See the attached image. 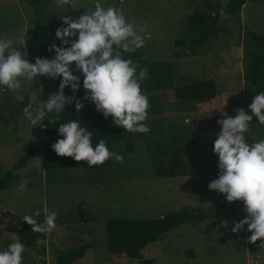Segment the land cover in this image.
Returning <instances> with one entry per match:
<instances>
[{
  "label": "rangeland",
  "instance_id": "374dc122",
  "mask_svg": "<svg viewBox=\"0 0 264 264\" xmlns=\"http://www.w3.org/2000/svg\"><path fill=\"white\" fill-rule=\"evenodd\" d=\"M95 2L71 0L70 5L58 7L56 0H0V38L26 40L37 16L63 23L64 16L76 19L86 10H94ZM100 3L121 9L137 29H147L138 34L145 39L148 57L171 63L176 87L214 80L215 94L195 111L181 112L175 108L170 91L156 93L161 110L155 116L150 109L145 123L157 132H136L133 153L115 146L113 152L123 156V163L112 159V168L96 176V180L69 171L47 183L42 168V121L34 126L23 113L32 90L39 89L41 97L39 78L22 82L18 92L0 85V177L13 170L29 149L37 152L24 169L15 172L18 177L12 186L0 191V251L19 239V230L27 224L23 220L25 215L39 210L40 215L34 218L43 223L47 210L57 213V228L45 240L39 239L36 248L22 254V264H58L60 251L77 249L82 244L92 247L73 264H141L124 254L115 257L109 251L107 222L112 218L158 219L189 209L210 218L165 233L143 250L145 260L153 264H264V249L259 247L264 241L248 243L252 233L247 225L239 233L231 230L234 223L247 216L244 203H229L224 194L208 187L220 171L219 157L214 153L216 134L221 131L218 121L226 114L234 117L238 108L252 114L249 105L256 94L245 87V48L249 33L264 35V2L247 3L239 20L222 17L217 26L218 37L193 49L187 42L182 46L177 42L184 41L189 16L208 12L207 0ZM14 46L27 54L25 44ZM192 51L197 55H192ZM26 58L32 63L28 55ZM19 95L25 99H17ZM167 121L188 125L191 136L196 137L188 138L185 145L189 158L187 177L157 178L152 168L146 139L158 133L161 122ZM263 126L253 117L251 131L246 134L249 144L264 140ZM57 177L62 180H56ZM22 180L28 183L21 193L18 188ZM81 205L86 208L85 220ZM225 220L227 226L223 224Z\"/></svg>",
  "mask_w": 264,
  "mask_h": 264
},
{
  "label": "clouds",
  "instance_id": "9594fccd",
  "mask_svg": "<svg viewBox=\"0 0 264 264\" xmlns=\"http://www.w3.org/2000/svg\"><path fill=\"white\" fill-rule=\"evenodd\" d=\"M70 3L71 0H56L58 7ZM221 14H224L223 8ZM63 23L66 26L55 33L63 46L55 43L50 46L49 51L56 53L52 59L37 57L35 63H31L27 54L14 46V43L25 44L26 40L14 42L10 38H0V85L18 92L22 82H31L37 76L62 77L59 90L49 94L47 100H41L39 89L30 92L29 102L23 109L26 119L36 126L49 113L54 112L59 118L65 107L73 103L74 97L65 95L64 90L69 86L73 93L80 89V77L74 75L72 68L75 63L76 70L84 76V99H90L97 111L106 119L112 117L114 124L125 131L149 132L145 121L151 104L141 87L149 78V69L123 55L145 46L144 37L138 33L147 29L143 26L137 29L121 9L104 7L100 0H96L94 10H86L76 19L64 16ZM17 99L23 101L25 98L19 95ZM84 106L81 100L75 101L78 112ZM249 108L251 115L238 108L234 117L226 114V118L218 121L221 131L216 134L214 153L219 157L220 171L208 187L224 194L229 203H244L247 216L234 223L231 230L239 233L247 225L252 233L248 243L255 244L258 240L264 241V140L249 144L246 134L251 131L253 117L264 125V91L255 95ZM58 132L63 138L52 148L59 156L86 161L89 167L102 165L109 159L123 163V156L110 151L103 139L93 147V133L76 119L61 123ZM27 183L22 180L18 191L24 192ZM39 215L37 210L34 215H25L23 220L33 232L51 234L57 228V213L45 210L43 223L34 218ZM223 224L227 226L228 221ZM259 247L264 249V242ZM24 252V244L15 240L7 250L0 251V264H22Z\"/></svg>",
  "mask_w": 264,
  "mask_h": 264
},
{
  "label": "trees",
  "instance_id": "16d2710c",
  "mask_svg": "<svg viewBox=\"0 0 264 264\" xmlns=\"http://www.w3.org/2000/svg\"><path fill=\"white\" fill-rule=\"evenodd\" d=\"M258 1L264 2V0H207L208 12L189 16L184 41L177 42V45L182 46L187 42L191 49L203 47L211 38L218 37L219 29L217 26L222 17L229 16L234 21L239 20L243 7L249 2ZM222 8L224 14H221ZM65 26L64 23L44 19L41 16L35 18L25 43L27 55L32 63H35L37 57L54 58L56 53L54 50L49 51V48L53 43L57 46H63L55 33L58 28ZM187 38L188 41L185 40ZM123 55L124 58H130L140 63L142 67L149 69V78L143 81L141 87L142 91L149 97L150 109L155 116H158L161 110L155 96L156 93L170 91L175 108L181 112L195 111L199 104L211 100L215 94L216 83L214 80L176 87L175 73L171 63L152 61L144 47L134 53H123ZM192 55H197L196 51H192ZM145 56L147 59H143ZM244 64L246 91L253 90L255 94L264 91V35L252 32L248 34ZM72 68L74 75L80 77V89L73 93L69 86L64 91L65 95L74 97L73 103L65 107V110L59 114V118L53 112L46 115L42 120V168L47 183H51L56 176L61 177V172L69 171H73L72 173L77 174L78 177H91V179L96 180V176L112 168V159L107 160L102 165L89 167L86 161L78 162L72 157L57 155L52 145L63 138L58 132L61 123L76 119L81 126L88 127L89 131L93 133V147L103 139L110 151H113L115 146L122 147L129 153L136 150V132H127L115 125L112 117L106 119L101 112L97 111L95 104L90 99H84L86 95V90L83 88L84 76L82 72L76 70L75 63H73ZM38 78L42 101L47 100L49 94L59 90L62 77L51 79L46 76H38ZM76 100H81L85 105L79 112L75 107ZM162 123H166V125L164 126ZM158 129V133L146 139L148 155L155 176L161 179L187 177L189 175V158L185 145L190 137L196 140L195 135L191 136L188 125L173 121L161 122V127ZM150 131L157 132L154 129ZM36 153V150L29 149L19 159L13 170L0 177V191L7 190L12 186V182L18 177L15 172L24 169ZM56 180L61 181L62 179L57 177ZM80 213L85 220L86 208L84 205L80 206ZM209 218L208 214L195 213L189 209L175 211L158 219L126 220L112 218L106 225L108 249L115 257L124 254L141 264H153L151 261L145 260L142 254L147 246L155 243L162 235L177 227L187 223L205 221ZM46 238L47 234L33 232L29 224H24L19 230L18 240L24 244L25 251L36 248L37 241ZM91 247L92 244H82L77 249L60 251L57 257L58 264H73L84 258L87 250Z\"/></svg>",
  "mask_w": 264,
  "mask_h": 264
}]
</instances>
